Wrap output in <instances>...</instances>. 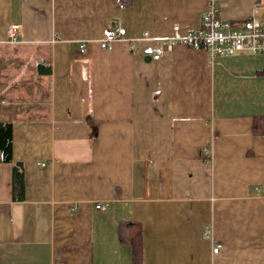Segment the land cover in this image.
Returning a JSON list of instances; mask_svg holds the SVG:
<instances>
[{
	"label": "crops",
	"instance_id": "1",
	"mask_svg": "<svg viewBox=\"0 0 264 264\" xmlns=\"http://www.w3.org/2000/svg\"><path fill=\"white\" fill-rule=\"evenodd\" d=\"M211 1L235 26L259 2L264 26V0H0V122L26 185L15 201L0 164V264H133L121 231L142 264H264V56L166 41ZM109 27L127 35L102 51Z\"/></svg>",
	"mask_w": 264,
	"mask_h": 264
},
{
	"label": "built area",
	"instance_id": "2",
	"mask_svg": "<svg viewBox=\"0 0 264 264\" xmlns=\"http://www.w3.org/2000/svg\"><path fill=\"white\" fill-rule=\"evenodd\" d=\"M262 5L256 3L253 11V18L240 26H235L221 17L219 9L213 1L202 16V27L198 31L182 34L179 27L173 29V36L166 40L169 45L185 46L195 51L206 52L211 59L216 57H232L238 54L250 56H264V26L256 18L260 13ZM23 26L12 25L7 30V35L11 43H18L22 38ZM126 31L109 27L103 33L100 49L110 51L113 46L126 38ZM144 40L148 41V34L144 35ZM82 53L84 51L82 50ZM143 55L153 62H160L165 55L164 48L159 41L148 46L143 51ZM44 166V165H43ZM105 206L98 205L97 210H105ZM204 237L213 239L211 229H207ZM223 246L217 244L214 248V255L222 251Z\"/></svg>",
	"mask_w": 264,
	"mask_h": 264
},
{
	"label": "trees",
	"instance_id": "3",
	"mask_svg": "<svg viewBox=\"0 0 264 264\" xmlns=\"http://www.w3.org/2000/svg\"><path fill=\"white\" fill-rule=\"evenodd\" d=\"M133 0H119L120 5L123 8L131 6ZM264 121L259 119L255 121V134H261L258 130V123ZM91 130L92 137L97 136L98 125L91 118L88 121ZM13 141H14V128L11 123L0 122V164L13 166V196L15 201L22 202L25 199V170L21 163H15L13 158ZM130 228L132 225L129 226ZM131 231H121V241L123 243L130 244L133 248V264H142L143 255V242L141 238V232L134 233L130 236L127 234ZM127 237V238H126Z\"/></svg>",
	"mask_w": 264,
	"mask_h": 264
}]
</instances>
